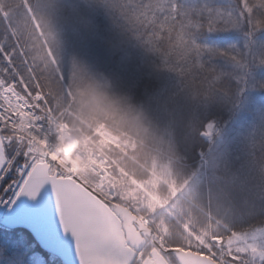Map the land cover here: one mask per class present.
<instances>
[{"label":"trees","instance_id":"trees-1","mask_svg":"<svg viewBox=\"0 0 264 264\" xmlns=\"http://www.w3.org/2000/svg\"><path fill=\"white\" fill-rule=\"evenodd\" d=\"M0 78L91 141L168 246L264 229V0H0ZM0 264L63 263L0 228Z\"/></svg>","mask_w":264,"mask_h":264},{"label":"water","instance_id":"water-1","mask_svg":"<svg viewBox=\"0 0 264 264\" xmlns=\"http://www.w3.org/2000/svg\"><path fill=\"white\" fill-rule=\"evenodd\" d=\"M71 194L73 216L62 217L57 190ZM0 220L7 230L29 232L41 250L63 264H134L154 232L135 213L97 194L72 178L51 175L46 163L35 164ZM177 264H219L213 259L181 248L162 249ZM143 264H169L153 251Z\"/></svg>","mask_w":264,"mask_h":264},{"label":"rangeland","instance_id":"rangeland-1","mask_svg":"<svg viewBox=\"0 0 264 264\" xmlns=\"http://www.w3.org/2000/svg\"><path fill=\"white\" fill-rule=\"evenodd\" d=\"M39 97L36 96V98L41 99V96H39ZM30 103L33 106L34 111L39 112V109H38V106H36V103L33 101L32 102L30 101ZM0 105L5 106V104H4V102H2L1 98H0ZM14 114H15V118L21 119L20 113L17 114V112H15V110H13L10 112L9 119H8L6 114H3V115L0 114V123L10 124L8 121L13 118ZM30 117H32V116H30ZM63 123H65V122H63ZM3 128L7 131H5V130L1 131L0 133H1L2 137H0V138H3L1 140H3L5 142V155L7 156L6 157L7 159L6 160L4 159V164H2V166L0 168L3 170V172L0 173V200H2V201H0V219L6 213V211L8 210V208L11 204V201L13 199V193L16 191L15 185L21 184L22 178L20 175H17L18 165L22 162V157L27 156L25 154L26 149H22L20 147V144L18 145V147L16 146V142L14 140V137L12 136L13 132L7 127H3ZM51 128H53V125H50L49 130ZM32 130L39 133L40 134L39 137L42 136V134H41L42 132H39L35 129H32ZM60 134H63V131H61L60 128L56 129L55 135L53 137H57ZM214 134H215V126L213 124H209L203 133L205 140L207 142H211L213 140ZM100 136H101V138H100L98 144L100 145L101 150H104V147L108 143H112L114 145H116V144L119 145V143H120V140L113 137L109 132H107L104 129L100 130ZM19 137L21 138L20 134H19ZM62 138H65V137H62ZM81 139L91 149L95 150L97 153L100 152V151L95 149L96 148L95 146H94L95 148L92 147V145L90 144L91 141L89 142L88 139H84L82 137H81ZM23 143H26V142H23ZM8 144L11 147L9 149H7ZM124 144L126 145L127 143H124ZM78 150H80L81 153L85 155V161L84 162L80 161V164H79L80 168H82V167L87 168V166H89L90 164H94V165L96 164L97 161L93 160V159L90 160L89 158H91V155L87 154L81 145H79ZM36 151L31 153V155L27 156L29 158L28 163H30L32 165L34 164L33 162H35L37 160V157L39 155V151L38 150H36ZM17 157H21V159H17ZM87 171L91 174V176H93L92 179L89 181L91 185L94 186V184H95L97 186V185L101 184L100 182H97V181H96V183L94 182V177L97 179V175H96L97 173L95 174V172L93 173L90 170H87ZM84 172L85 171L80 172L79 176L83 179H87V177L84 175ZM107 175H108V177H107L106 182H103L104 193H106V195L109 198H111L112 200H115L117 203L123 204V205L130 207L132 209V206H129V203L130 202L134 203L137 200H139L138 194L134 193V192H127L125 188L121 189L119 186L115 187L112 184V176L109 177V172ZM25 177L23 178V182H24ZM8 179L10 180V182L7 184L6 180H8ZM12 181H14L15 184H11ZM93 182H94V184H92ZM9 184H11L12 190L6 192L5 187H6V185H9ZM99 187H100V185H99ZM161 203H162L161 200H159V204H161ZM155 209H157V205L152 208V211H155ZM136 214L139 216V218L143 222L145 221L149 224H152L151 219L148 218L147 216L142 215V214H138L137 212H136ZM165 214H167V213L165 212ZM204 237L205 236L203 235L201 238L205 241ZM155 240H157V242L159 243L160 246H163L164 248L168 247L167 244L164 242L163 237L157 231H155ZM203 240L201 242V246H203L202 245L204 243ZM226 242L227 243H225V240L223 238H219V237L212 238L213 246L216 249L212 250V253L209 256L211 258H215V259L218 257L219 258L218 261L220 264H225L224 262H225L226 256L229 257L230 264H248V263L249 264H264V229H261L259 231L254 232V233H251V234L246 233V234H241V235L240 234L234 235L233 238L228 239V241H226ZM224 246H226V248L229 249V251L225 250L223 248ZM210 249H211V247H210ZM232 251L236 252L238 254H234Z\"/></svg>","mask_w":264,"mask_h":264},{"label":"built area","instance_id":"built-area-1","mask_svg":"<svg viewBox=\"0 0 264 264\" xmlns=\"http://www.w3.org/2000/svg\"><path fill=\"white\" fill-rule=\"evenodd\" d=\"M8 98V97H7ZM5 97L6 102H8L10 109H0V114H6L8 119L10 112L15 110V112L20 113L21 119L15 118V114L12 119L8 122L9 125L13 126L16 129L21 130L29 138L36 134L37 131L47 133V124L37 119V116H31L30 110L27 108L26 104L23 101H18L17 103H12ZM45 142L44 147L46 151V159L60 170H66L65 167H74L80 163V161H85V156L83 157L79 152L76 151L74 143L70 140L62 138L61 136L57 137H48L41 138ZM93 159V158H92ZM94 160V159H93ZM90 170L97 173L100 178H104L105 172L104 167L105 163L102 161L96 162V164H90L87 166ZM76 169V168H75Z\"/></svg>","mask_w":264,"mask_h":264},{"label":"snow or ice","instance_id":"snow-or-ice-1","mask_svg":"<svg viewBox=\"0 0 264 264\" xmlns=\"http://www.w3.org/2000/svg\"><path fill=\"white\" fill-rule=\"evenodd\" d=\"M17 159H21V157H17ZM28 157L27 156H23L22 157V162L18 165V171H17V175L21 176V184H16V191L13 193V198L18 199L21 196V186L23 183V178L25 176H27L28 172L31 170L32 168V164L28 163ZM34 163V162H33ZM3 170L0 169V173H2ZM10 179V178H9ZM11 184H15L14 181L11 182ZM11 184L6 185L5 187V191H11ZM2 201V200H0ZM57 204L58 207L60 209L61 212V216L62 217H69L71 218L73 216V206H72V202H71V194L70 193H64L61 190H57Z\"/></svg>","mask_w":264,"mask_h":264},{"label":"flooded vegetation","instance_id":"flooded-vegetation-1","mask_svg":"<svg viewBox=\"0 0 264 264\" xmlns=\"http://www.w3.org/2000/svg\"><path fill=\"white\" fill-rule=\"evenodd\" d=\"M161 248L157 245L152 239L147 240V244L143 252L139 256V262L137 264H141L143 261L149 259L150 255L153 251H160ZM165 258L169 261L170 264H177L175 259L171 256V254H166Z\"/></svg>","mask_w":264,"mask_h":264},{"label":"crops","instance_id":"crops-1","mask_svg":"<svg viewBox=\"0 0 264 264\" xmlns=\"http://www.w3.org/2000/svg\"><path fill=\"white\" fill-rule=\"evenodd\" d=\"M2 140L0 141V168L2 164H4V159H5V147L2 145Z\"/></svg>","mask_w":264,"mask_h":264}]
</instances>
